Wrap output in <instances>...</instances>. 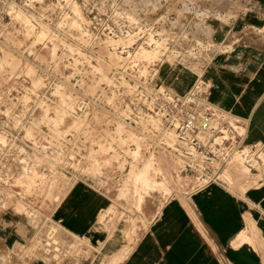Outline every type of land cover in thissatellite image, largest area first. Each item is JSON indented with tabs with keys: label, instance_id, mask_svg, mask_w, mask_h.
<instances>
[{
	"label": "rangeland",
	"instance_id": "1",
	"mask_svg": "<svg viewBox=\"0 0 264 264\" xmlns=\"http://www.w3.org/2000/svg\"><path fill=\"white\" fill-rule=\"evenodd\" d=\"M227 3L0 0V215L36 226L63 189L90 177L118 194L116 223L147 195L163 202L207 182L206 165L186 166L202 159L182 156L163 103L148 108L162 91L160 63L199 72L191 50L210 42L207 23ZM222 167L218 179L231 187L260 180L238 155ZM51 229L36 231L29 255L59 244Z\"/></svg>",
	"mask_w": 264,
	"mask_h": 264
},
{
	"label": "crops",
	"instance_id": "2",
	"mask_svg": "<svg viewBox=\"0 0 264 264\" xmlns=\"http://www.w3.org/2000/svg\"><path fill=\"white\" fill-rule=\"evenodd\" d=\"M218 15L207 23L210 41L227 50L206 65L197 63L199 72L160 63L155 79L177 94L203 80L208 102L243 120L246 144L262 145L264 154V0H228ZM260 167L251 171L260 180L247 179V186L205 182L158 203L147 195L141 212L134 208L116 223L111 211L118 209V194L102 178L83 177L63 189L36 226L12 211L0 215V264H264ZM52 226L57 251L37 246L29 255L36 231Z\"/></svg>",
	"mask_w": 264,
	"mask_h": 264
},
{
	"label": "built area",
	"instance_id": "3",
	"mask_svg": "<svg viewBox=\"0 0 264 264\" xmlns=\"http://www.w3.org/2000/svg\"><path fill=\"white\" fill-rule=\"evenodd\" d=\"M200 46L193 48L192 55L197 61L200 59L202 65L211 61L212 56L219 50H227L223 44L208 41H200ZM156 74V72H155ZM154 74V75H155ZM157 103L152 105L153 112L159 101L168 111L169 122L167 129L175 133L176 141L180 144L185 157L191 156L198 150V155L202 159V165H186L189 170L202 173L203 166L206 165V174L211 175L207 182L219 181L223 167L234 155L244 160L248 170L256 169V165L264 166V154L262 145H247V126L241 119L235 118L207 100V85L203 80L198 79L195 85L184 94L174 93L162 87V91L157 94ZM159 111V108L156 109ZM167 121V120H165ZM178 150V149H176ZM206 182V183H207ZM52 229L48 228L50 235ZM57 244L51 242L45 247H52L57 251Z\"/></svg>",
	"mask_w": 264,
	"mask_h": 264
}]
</instances>
